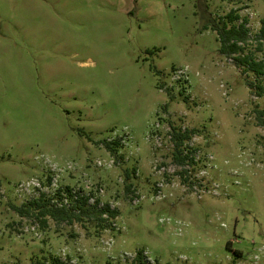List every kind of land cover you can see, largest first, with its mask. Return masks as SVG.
I'll list each match as a JSON object with an SVG mask.
<instances>
[{"label": "rangeland", "instance_id": "1", "mask_svg": "<svg viewBox=\"0 0 264 264\" xmlns=\"http://www.w3.org/2000/svg\"><path fill=\"white\" fill-rule=\"evenodd\" d=\"M231 9L264 59V0H0V264L141 248L150 264H264V94L247 82L264 77L205 23ZM171 124L195 128L193 162L173 160ZM67 185L119 215L41 227L10 205L69 204Z\"/></svg>", "mask_w": 264, "mask_h": 264}, {"label": "trees", "instance_id": "2", "mask_svg": "<svg viewBox=\"0 0 264 264\" xmlns=\"http://www.w3.org/2000/svg\"><path fill=\"white\" fill-rule=\"evenodd\" d=\"M208 15L206 25L217 31L220 41L219 51L227 57H231L237 66H240L242 72L253 71L257 76L264 77V59H257L252 52H246L250 40V26L246 16L241 18V14L236 9H231L226 15L211 16ZM239 18L240 21H237ZM258 41L257 49L264 47V17L261 20L259 33L255 34ZM248 85L254 88L256 95L264 94V83L248 80ZM171 94V93H170ZM258 118L264 116V107L258 110ZM264 120H262L263 122ZM196 132L195 128L178 127L171 124L170 140L173 143L172 156L173 160L179 164L193 162L194 157L186 152L184 145L186 140ZM104 145L110 153L117 154L121 147V141L105 140ZM128 178V175H127ZM185 178V177H184ZM131 182L125 184L127 191L131 190ZM66 194L70 198V203L64 201L59 203L52 202V197L44 191L38 197L29 198L21 204L10 203L14 211L20 216L33 218L41 227L48 226V220L52 219L56 223L66 222H84L92 220L98 222L101 227H106V222L119 215V209L112 206L110 202H102L99 196L90 202L89 194L83 193L82 189L74 191L71 186L65 187ZM62 189L59 188L58 195L61 196ZM144 248L138 249L135 255L127 264H150ZM30 264H74L70 259H65L60 255L50 254L46 257L33 258Z\"/></svg>", "mask_w": 264, "mask_h": 264}]
</instances>
